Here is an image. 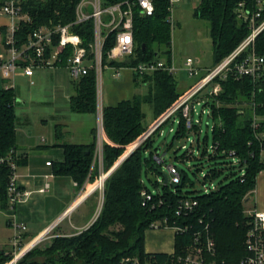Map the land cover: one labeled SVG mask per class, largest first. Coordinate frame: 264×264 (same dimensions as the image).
<instances>
[{
	"label": "trees",
	"instance_id": "obj_1",
	"mask_svg": "<svg viewBox=\"0 0 264 264\" xmlns=\"http://www.w3.org/2000/svg\"><path fill=\"white\" fill-rule=\"evenodd\" d=\"M80 1L21 0V11L28 19H19L15 26V46L22 47L28 36L41 25L71 24V30L89 51L93 40L92 20L74 23ZM119 1L123 0H102V3L106 6ZM152 1L154 12L151 15L136 13L134 18L133 54L121 61H109L106 53L115 41L114 34L110 33L103 45V64L130 67L157 60L159 56L171 61L169 0ZM258 9L257 23H261L264 22V0H200L194 15L209 24L215 66L249 36L251 29L243 14L250 15ZM252 49L256 54L264 55V28L235 61L246 57ZM70 52L68 47L63 56ZM72 82L71 111L95 115L94 70L90 69ZM133 83L136 89L143 86L145 91L102 108L104 173L149 129L144 123L143 104L150 106L153 118L158 120L187 90L179 89L173 73L165 70L143 75L133 71ZM214 83L220 85V90L216 94H207L202 104L212 119L209 130H202L201 121L188 128L181 107L176 109L105 179L100 212L88 228L70 236H53L45 247L32 248L17 264H119L126 256L168 261L177 255H185L194 233L205 235V226L214 241L212 258L216 264H249L245 259L251 253L245 239L252 223L244 203L255 188L257 174L264 170V69L256 78H236L228 72L224 78L216 76L211 87ZM15 99L11 87L0 89V200L4 208L9 206L8 183L12 173L9 160L16 147ZM173 118L177 120L176 125L170 126V139L165 140L163 127L173 123ZM60 132V126H57V133ZM94 132L90 143L61 144L64 159L54 164L55 174L69 176L78 185L87 178L90 183L99 178L98 166L93 165L97 134L96 130ZM161 136L160 143H156ZM176 144L173 158L185 168L173 165L179 173V182L173 187L167 170L169 183H164L161 171L165 160L160 149L163 147L166 151ZM178 149H182L179 155ZM144 177L152 183L155 192L146 185ZM197 185L203 188H197ZM143 190L151 193L150 200L142 195ZM184 199L194 200L196 204L192 210L178 215L177 205ZM164 219L168 226H187L188 229L176 233L172 254L145 252V230L153 222ZM11 258V252L0 248V264Z\"/></svg>",
	"mask_w": 264,
	"mask_h": 264
},
{
	"label": "built area",
	"instance_id": "obj_2",
	"mask_svg": "<svg viewBox=\"0 0 264 264\" xmlns=\"http://www.w3.org/2000/svg\"><path fill=\"white\" fill-rule=\"evenodd\" d=\"M0 5V11L12 17L19 19H28V16L21 11V0H3ZM175 0H169V16L168 20L171 27H174L172 11L174 10ZM260 9L250 15L243 14L248 20L251 33L239 45V47L227 56L215 68L210 70L198 83L185 91L181 98L168 109L151 127V132L169 117L176 109L181 107V113L186 119V126L190 128L193 123H199L201 117L194 118L195 104H198V93L206 86L210 85L216 76L221 78L226 77L228 72L235 74L236 78L241 76L258 77L262 69H264V55H258L252 51L240 61H235V58L247 46L251 45L256 35L264 28V22L257 23L260 16ZM154 12V4L152 0H123L104 6L102 0H81L76 7V19L74 23H81L91 19L93 23V40L89 44L90 50L82 46L81 38L71 30V24H47L36 28L27 39V42L22 47L17 48L14 44L13 27L5 39V48L9 53V57L5 58L0 54V74L3 78L14 80L17 75L31 76L35 68L53 66L57 63L64 62L71 79L76 80L82 75H86L90 69L95 73L96 85V118H97V139L94 153V161L98 162L102 169V143L104 140L103 123H102V71L104 67H109L114 70V76L119 75V70L123 66H111L103 64V45L110 33L115 36L114 45L107 51L106 56L109 61H121L124 58L133 54L134 51V18L136 13L140 15H151ZM57 37V42L54 43ZM70 47L71 52L63 56L66 49ZM129 67V66H125ZM184 67L189 76H194L198 72V67L194 65V60L187 57L184 62ZM132 71L140 75L149 74L157 70H165L173 73L175 65L171 61L167 62L163 57L154 61L139 62L135 66H130ZM12 84L6 88L11 87ZM220 90V85L214 83L211 91L208 94H216ZM204 109L202 113H204ZM208 113V110H207ZM257 124L255 123V126ZM144 136L142 141L151 133ZM191 141V139H189ZM141 141V142H142ZM134 147V145H133ZM132 147V148H133ZM185 146H183L184 148ZM131 148V149H132ZM12 173L10 174L8 183L9 204L14 205L22 200L27 192L19 190L16 181L15 173V158L9 160ZM106 177V174L101 171V174ZM168 173L171 174L170 182L177 184L179 182L178 170L170 165ZM99 175V179L102 175ZM106 179V178H105ZM105 181V180H104ZM103 183V182H102ZM104 184V183H103ZM103 184L97 188L103 189ZM48 185L45 186L47 188ZM44 190V189H42ZM205 191H208L205 189ZM155 192V191H152ZM142 195L146 200L152 198L151 193L146 190L142 191ZM196 204L194 200H180L176 213L188 212L192 210ZM251 217V227L247 232L245 245L251 253L245 261L249 264H264V212L250 211L247 213ZM14 234L9 243L8 252L12 253V258L5 264H17V262L31 250L45 235L51 231L52 227L47 229L41 236L31 242L24 243V231L26 226L23 223H13ZM171 227L175 232H184L188 227L168 226L166 220H158L150 225V228ZM205 235L201 232H195L192 243L188 252L181 256L177 255L168 261H157L154 258L146 257L140 259L137 256L123 257L119 264H216L212 258L214 255V241L205 226Z\"/></svg>",
	"mask_w": 264,
	"mask_h": 264
},
{
	"label": "crops",
	"instance_id": "obj_3",
	"mask_svg": "<svg viewBox=\"0 0 264 264\" xmlns=\"http://www.w3.org/2000/svg\"><path fill=\"white\" fill-rule=\"evenodd\" d=\"M17 22L16 17L0 11V54L5 58L9 57L5 39ZM65 76L72 81L64 62L35 68L31 76L17 75L12 81L0 74V89L13 83L12 89L16 97V147L13 153L16 181L19 190L27 192L22 200L14 205L9 204L6 208L0 200L2 249H9L14 222L26 226L24 241L30 238L28 242H31L50 227L52 236L79 233L94 222L101 209L102 204L98 208V199L101 195L103 201V194L97 190V179L90 183L87 178L82 185H78L71 177L57 175L53 171L54 164L64 159L62 143H90L94 139L95 130L97 133L96 115L71 111V88ZM111 78L113 80L107 78L105 105H114L122 99L133 97L135 87L131 68L123 66L117 77L113 70ZM60 100H65L64 108H59L57 103ZM156 121L152 117L149 129ZM38 122L40 128L36 129ZM57 126L61 128L60 133H57ZM103 138L105 139V135ZM93 162L101 173L99 163ZM244 208L246 213L255 210L264 212V170L257 174L255 188L245 200ZM175 236L176 232L171 227L148 228L144 232V250L147 253L172 254Z\"/></svg>",
	"mask_w": 264,
	"mask_h": 264
},
{
	"label": "rangeland",
	"instance_id": "obj_4",
	"mask_svg": "<svg viewBox=\"0 0 264 264\" xmlns=\"http://www.w3.org/2000/svg\"><path fill=\"white\" fill-rule=\"evenodd\" d=\"M200 3V0H191V2H188L187 0H175L174 2V10L172 11V17L173 21L175 22L174 27L171 29V56L173 64L175 65V69L173 71V75L177 81L178 88L185 91L186 89H189L191 86L196 84L200 78L208 73V71L215 68L216 64L213 62L212 57V40L209 33V24L206 20L198 18L194 15V9L195 7ZM163 56H159L161 58ZM187 57H191L194 60V65L198 67V72L194 76H189L186 67H184V62ZM165 59V57H163ZM113 69L109 67H104L102 71V82H103V96H102V104L105 105L106 95L108 92V79L113 80L111 78V74ZM109 76V77H108ZM65 78L68 80V84L70 85L69 88H71V94L74 93V85L73 82L70 80L68 76H65ZM212 87L211 85L206 86L204 89H202L197 96V100L199 101L198 104H195V111H194V118L201 117V125L202 130H209L210 125L212 124V119L207 115V107L202 106L204 103V100L207 97V94L209 91H211ZM145 91V88L143 86L139 88H135L134 92L136 93H143ZM18 100V98H17ZM65 100H60L57 104L59 108H64L65 106ZM36 110H40L39 108ZM48 110V108L46 107ZM205 110L204 113H202V110ZM143 111L145 112V118L144 123L149 125V123L152 120L153 114L151 111V108L148 104H143ZM35 114V113H32ZM174 122L171 124H166L163 127V131L165 133L166 139H170V133L169 128L170 126L175 127L176 125V118L174 119ZM75 123H78L77 121ZM206 123H208V127H206ZM40 122H38L36 129L40 128L39 126ZM74 124V123H73ZM43 126H41L42 128ZM44 129V127H43ZM46 129V128H45ZM144 135V134H143ZM143 135L141 137H143ZM140 137V138H141ZM139 138V139H140ZM138 139V140H139ZM162 139V136L157 138L156 143H160ZM136 140V141H138ZM136 143V142H135ZM129 146L126 154L128 153L129 149L133 147L135 144ZM178 147V144L174 145L169 150L160 149L162 159L165 160V162L162 164L163 170L162 171H168V167L170 165L177 164L181 168H185V165L183 163H180L178 161H175L173 158V150ZM125 153L123 155H125ZM182 149L177 150V154H181ZM118 162V161H117ZM109 171V170H108ZM105 172V174L108 173ZM101 174V173H100ZM103 175V173L101 174ZM108 177V176H107ZM106 177V178H107ZM193 177V176H191ZM99 178L97 179L96 186L98 183ZM146 185L149 187L151 191H156L153 187L152 183L147 180L146 177H144ZM98 187V186H97ZM197 188H203L201 186L197 185ZM101 194H103V189L98 188L97 189ZM102 204V197L100 195L98 199V208ZM100 212V211H99ZM97 213V211H96ZM66 223L68 220L65 221ZM53 232L52 230L49 231L45 237L40 240L33 248L35 247H45L51 240ZM30 238L26 239L24 241L28 242Z\"/></svg>",
	"mask_w": 264,
	"mask_h": 264
},
{
	"label": "water",
	"instance_id": "obj_5",
	"mask_svg": "<svg viewBox=\"0 0 264 264\" xmlns=\"http://www.w3.org/2000/svg\"><path fill=\"white\" fill-rule=\"evenodd\" d=\"M149 132H151V128L150 129H148L147 131H146V133H144V135H143V137H141L138 141H136V143L134 144V147L130 150V151H128V153L126 154L125 153V155H123L119 160H118V162H116L115 163V165L108 171V173L106 174V177L126 158V156L128 155V154H130V152L133 150V149H135L140 143H141V141H142V139L144 138V136L146 135V134H148ZM161 174L163 175V177H164V183L165 184H168L169 183V177H168V174H167V172L166 171H161ZM105 177V178H106ZM105 178H104V180H105ZM104 180H103V183H104ZM102 183V184H103ZM171 184V183H170ZM171 185H173V184H171ZM173 187H175V185H173ZM99 213V212H98Z\"/></svg>",
	"mask_w": 264,
	"mask_h": 264
},
{
	"label": "bare ground",
	"instance_id": "obj_6",
	"mask_svg": "<svg viewBox=\"0 0 264 264\" xmlns=\"http://www.w3.org/2000/svg\"><path fill=\"white\" fill-rule=\"evenodd\" d=\"M104 178H105V176L102 175L101 178L98 180L97 186H101L102 185V182H103Z\"/></svg>",
	"mask_w": 264,
	"mask_h": 264
}]
</instances>
